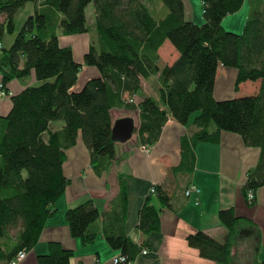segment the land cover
<instances>
[{
	"label": "trees",
	"instance_id": "trees-1",
	"mask_svg": "<svg viewBox=\"0 0 264 264\" xmlns=\"http://www.w3.org/2000/svg\"><path fill=\"white\" fill-rule=\"evenodd\" d=\"M200 1L203 24L198 26L186 18L183 0H0V98L9 97L11 106L0 115V264H10L38 242L45 222L56 212V201L71 183L63 166L78 139L89 152L94 174L110 171L117 161L114 110L138 112L133 135L144 147L157 142L168 120L192 128L183 138L182 163L173 174H189L195 144H218L223 132L241 136L260 152L242 187L245 199L248 192L254 195L248 205L255 203L256 192L264 187V3L254 0L243 30L233 33L222 22L238 13L245 0ZM90 3L93 17L88 25ZM28 4L33 12L15 34L16 17ZM57 29L63 37L93 32L81 62L70 47L60 45ZM5 34H15L8 47L2 46ZM166 42L178 54L170 66L159 55ZM84 66L96 75L76 89ZM219 67L236 71L235 92L242 83L260 81L257 94L217 101L213 92ZM153 78L155 97L142 94V82ZM13 80L26 85L12 95ZM118 187L99 229L91 200L65 216L82 245L102 235L112 250L133 263L148 244L138 246L128 237L122 175ZM165 188L154 185L139 210L143 236L159 229L160 209L152 200L161 208L171 206ZM218 218L226 230L223 241L197 231L186 242L200 257L230 264L235 241L251 235L242 226L254 223L233 208L219 211ZM72 256L71 250L50 242L37 262L70 264Z\"/></svg>",
	"mask_w": 264,
	"mask_h": 264
},
{
	"label": "crops",
	"instance_id": "crops-1",
	"mask_svg": "<svg viewBox=\"0 0 264 264\" xmlns=\"http://www.w3.org/2000/svg\"><path fill=\"white\" fill-rule=\"evenodd\" d=\"M254 5V0H245L240 11L232 15L238 16L244 12V18L238 21V27H233L232 32L240 33L243 30ZM185 16L188 20L194 21V13L190 7L188 9L185 7ZM225 22H222V25ZM227 25L231 26V23ZM59 43L61 46L70 47L75 60L81 62L89 38L65 37L63 40L59 38ZM8 45L10 44L6 47ZM95 75L94 69L84 66L79 73L75 88L79 89L85 81ZM235 78L234 69L218 68L213 92L217 101L257 94L260 81L242 83L235 92ZM25 85L24 80H13L9 85V92L12 95L16 94ZM147 95L155 97V93ZM10 107L9 97L0 98L1 116L6 115ZM114 112H122L123 115L116 118L113 117ZM130 114L135 115L138 123L134 126L138 128L139 117L138 112L135 111H111L112 121L126 118ZM131 119L135 121L132 116ZM190 131L192 128L185 129L175 121L168 120L157 142L146 147L145 150L140 149L142 146L134 134L126 143H129L130 147L127 145L123 147L125 143H122L124 154L116 157L117 161L112 166V170L102 176L94 174L88 150L82 141L80 144L77 142L76 146L67 152V160L63 166L64 174L71 183L56 201L54 205L56 212L45 222L38 242L31 250L25 252L24 258L17 264H38L37 257L46 254L50 242H57L64 249L73 252L70 264H112V259L118 252L109 247L103 236H97L91 244L82 245L77 237L72 236L65 214L67 210L91 200L99 214L94 226L99 229L102 224V214L110 209V202L118 194L119 175L124 176L126 184V233L134 244L140 246L144 241L148 244L147 254L143 255L140 251L133 264H220L200 257L197 249L188 246L186 238L201 231L217 241H223L226 230L219 221L218 213L228 208H233L237 216L254 223L251 226L247 224L242 226L241 231H249L251 235L240 236L241 238L235 243L253 237L259 245L252 247L254 254L251 259L254 264H262L264 262V187L256 192L253 205H248L242 194L247 172L258 162L259 150L247 146L241 136L223 132L218 144L197 143L192 146V164H188L192 168L189 174H173L170 171L182 163V142ZM154 185L167 187L165 190L171 195V206L161 208L158 200L155 198L152 200L155 207L160 209L159 229L143 236L138 229V213ZM190 186L197 187L199 193L186 196L185 191ZM235 243L232 256L236 255Z\"/></svg>",
	"mask_w": 264,
	"mask_h": 264
},
{
	"label": "rangeland",
	"instance_id": "rangeland-1",
	"mask_svg": "<svg viewBox=\"0 0 264 264\" xmlns=\"http://www.w3.org/2000/svg\"><path fill=\"white\" fill-rule=\"evenodd\" d=\"M183 1H184V5H185L186 9H188L190 7V9L194 13V19H193L194 21L193 22H195V24H197L198 26L202 25L203 24V18H202V4H201V1L200 0H183ZM262 2L264 3V0ZM32 12H33L32 5L28 4L17 15V17H16V25H15L16 26L15 34L20 30V28L22 27L24 21L26 20V18L29 15L32 14ZM85 13H86L87 24L89 25L91 20H92V17H93V4L92 3H90L87 6ZM243 16H244V12L239 14L238 16H229V18H227V19L225 18L227 22H225V20H224L223 22H225V23H224L223 26H225L226 31H228V32L234 31L233 27H235V26L238 27V21L242 20L244 18ZM230 23H231V26H228L227 24H230ZM241 26L238 29L239 31L241 30L240 29ZM15 34L14 35L5 34L4 38H3V41H2V46L6 47L7 44H11ZM57 36L61 40H63L65 38V37L62 36V33H61L60 29H57ZM82 36L88 37L89 40L94 38V34H93V32L91 30H90L89 33L78 35L77 37H82ZM8 46H10V45H8ZM159 55H160V58H161L162 62H164L165 64H167L169 66L173 64V62L175 61V59L178 56L176 51L173 49V47L167 42L159 50ZM153 81H156V80L153 78V79L149 80L148 83L142 82V94H154V89H153V86H152ZM122 115H123L122 112H114L113 113V117H116V118H118V117H120ZM131 116L133 118H135V121L133 123L137 124L138 121H137V119H136L134 114H130L126 118H130L131 119ZM113 123H115V121ZM184 128L187 129V127H184ZM127 142H129V140L124 142L125 144H123V147L125 145L130 147L129 143L126 144ZM78 143L79 144L81 143V139H78ZM114 148H115L114 149L115 150V155H116L117 158L120 155L122 156L124 154L123 151H122V143H116ZM254 245L258 246L259 244H257L256 240L253 237H250L249 240H244L242 242L237 241L235 243L236 255L231 257V263L230 264H254L253 263L254 261L251 259V257L254 254L252 252V247ZM262 248L263 247H261V249Z\"/></svg>",
	"mask_w": 264,
	"mask_h": 264
},
{
	"label": "water",
	"instance_id": "water-1",
	"mask_svg": "<svg viewBox=\"0 0 264 264\" xmlns=\"http://www.w3.org/2000/svg\"><path fill=\"white\" fill-rule=\"evenodd\" d=\"M134 128L133 120L130 118L116 120L112 126V138L117 143H124L131 139Z\"/></svg>",
	"mask_w": 264,
	"mask_h": 264
},
{
	"label": "built area",
	"instance_id": "built-area-1",
	"mask_svg": "<svg viewBox=\"0 0 264 264\" xmlns=\"http://www.w3.org/2000/svg\"><path fill=\"white\" fill-rule=\"evenodd\" d=\"M4 96V93H0V97H3ZM141 150H145L146 147L142 146L140 147ZM150 193L153 194L154 193V189L153 187L150 189ZM191 193H196L198 194L199 193V189L195 186H190L186 191H185V195L186 196H189ZM254 199V195L253 193L251 192H248L247 196H246V201L251 204L252 201ZM143 255L147 254V250L144 249L142 250L141 252ZM25 256V253L23 252H20L14 261H12L10 264H17L19 261H21ZM112 264H133L131 262H127L124 257H122L121 255H116L113 259H112Z\"/></svg>",
	"mask_w": 264,
	"mask_h": 264
}]
</instances>
